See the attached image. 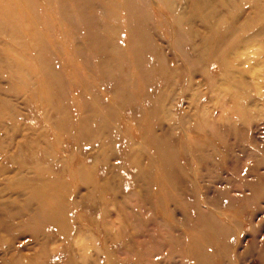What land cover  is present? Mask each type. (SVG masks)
<instances>
[{
    "label": "rangeland",
    "instance_id": "1",
    "mask_svg": "<svg viewBox=\"0 0 264 264\" xmlns=\"http://www.w3.org/2000/svg\"><path fill=\"white\" fill-rule=\"evenodd\" d=\"M0 167V264H264V0H0Z\"/></svg>",
    "mask_w": 264,
    "mask_h": 264
},
{
    "label": "bare ground",
    "instance_id": "2",
    "mask_svg": "<svg viewBox=\"0 0 264 264\" xmlns=\"http://www.w3.org/2000/svg\"><path fill=\"white\" fill-rule=\"evenodd\" d=\"M12 132H13V138L15 139V137L17 135V134H15L16 131L12 130ZM19 141H20V144L18 143V147L20 148V151L21 150L25 151V149L27 148V145L31 142L29 140V138H27V136L25 134H21V137H20ZM19 156L23 159V156H21V155H19ZM82 166L83 165L80 164L78 169H80ZM19 168H20L21 171H25L27 169V166H26L25 163L21 162V165H20ZM10 172H12L11 169H8V168H5V167H2V168L0 167V177L4 176V175H7V176H5V177H7L6 178L7 181L4 182V180H3L4 178H0V184H4V187L8 188V190H11V191L14 190V188L18 189L17 198L19 199V197H23V199H24L22 201V205H21V203H20V205L24 206L25 208L26 207L28 208V206H29L28 202H29L30 198L32 197L31 195L36 196V193H32V191H30V189H28L30 180L29 179H21V181H19L18 178H16V177L9 178L7 173H10ZM17 201H16V198L15 199L13 198L12 201H2V200H0V214H1L2 211L9 212V213L13 214L14 213L13 211L18 210L15 207V204H17ZM39 203H40L41 207H43V208L45 207L44 203H41V202H39ZM13 217H14V214H13ZM49 219H50V222H52L55 225L59 226V222L58 221L56 222V219H51V218H49ZM59 232L62 233L64 235V237L65 236H69V234H68L69 232L68 233L67 232L63 233L62 231H59ZM72 262L73 261L70 258L65 263L66 264H70ZM74 264H76V263H74Z\"/></svg>",
    "mask_w": 264,
    "mask_h": 264
}]
</instances>
